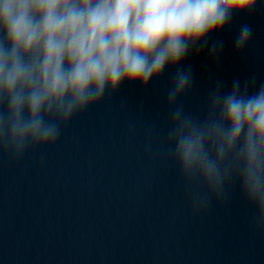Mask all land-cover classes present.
<instances>
[{"label": "water", "instance_id": "water-1", "mask_svg": "<svg viewBox=\"0 0 264 264\" xmlns=\"http://www.w3.org/2000/svg\"><path fill=\"white\" fill-rule=\"evenodd\" d=\"M262 5L147 85L106 94L55 145L20 157L0 148V264H264V217L240 183L220 196L189 184L167 141L178 69L192 84L177 106L195 119L217 85L226 93L239 81L249 94L264 85ZM243 24L252 36L237 51Z\"/></svg>", "mask_w": 264, "mask_h": 264}, {"label": "clouds", "instance_id": "clouds-1", "mask_svg": "<svg viewBox=\"0 0 264 264\" xmlns=\"http://www.w3.org/2000/svg\"><path fill=\"white\" fill-rule=\"evenodd\" d=\"M256 5L257 0H0V148L20 157L55 145L62 127L106 94L125 82L143 86L159 78L234 17L250 16ZM252 31L241 25L237 51ZM191 84V72L178 69L167 91L172 160L189 184L203 185L212 195L238 181L264 217V85L251 94L239 81L226 93L217 85L206 116L195 119L177 106Z\"/></svg>", "mask_w": 264, "mask_h": 264}]
</instances>
